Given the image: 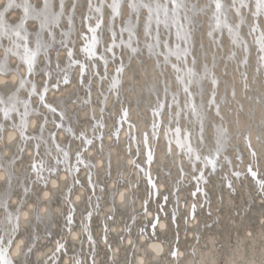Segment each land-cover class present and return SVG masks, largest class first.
<instances>
[{
    "label": "bare ground",
    "instance_id": "bare-ground-1",
    "mask_svg": "<svg viewBox=\"0 0 264 264\" xmlns=\"http://www.w3.org/2000/svg\"><path fill=\"white\" fill-rule=\"evenodd\" d=\"M72 2L66 0L69 12ZM107 2L77 0L74 24L63 19L55 40L39 21H29V49L36 51L38 39L42 45L31 75L23 47H16L23 41H2L0 97L22 102L29 99L31 82L37 85L25 132L32 139H19L16 113L15 125L0 114L5 124L0 132V230L18 226L9 249L14 264H264V52L248 34L253 16L241 10L239 37L223 28L210 36L211 13H194L180 39L175 28L161 25L158 43L149 39L152 46L146 47L134 37L135 51L124 45V51L114 50V58L105 53V68L103 61L85 57L81 36L83 18L93 26L102 18L107 27ZM10 12L5 13L8 20L22 16V10ZM116 24L119 32L120 21ZM100 35L98 55L110 38L107 31ZM61 39L75 53L71 63ZM78 64L86 66L83 77ZM65 78L69 83H63ZM46 79V102L63 110L64 120L39 101ZM17 106L24 110L22 103ZM81 133L93 143L85 144ZM57 145L69 153L67 158ZM77 152L89 167L80 165L70 175L65 165L55 164L56 159L75 164ZM8 157L16 162L8 165L13 182L6 195ZM40 158L57 168L44 173L46 186L31 168ZM21 185L30 191L22 193ZM197 188L201 191L194 196ZM66 196L75 209L70 231ZM58 243L65 246L59 252Z\"/></svg>",
    "mask_w": 264,
    "mask_h": 264
},
{
    "label": "snow or ice",
    "instance_id": "snow-or-ice-1",
    "mask_svg": "<svg viewBox=\"0 0 264 264\" xmlns=\"http://www.w3.org/2000/svg\"><path fill=\"white\" fill-rule=\"evenodd\" d=\"M214 6V8H213ZM55 9L57 10H54ZM77 7V0H73L71 5V12L68 11L66 0H57L56 5L54 6L53 0H37L36 3L30 2V0H4V3L0 4V47L3 46L2 41L4 38H7L12 43H15L13 37L19 38V40L23 41V44H16V47H23L24 49V57L23 62L27 67V73L29 75L34 71V65L36 62L37 52L41 48V43L39 39L36 42V51H31L28 45V35L26 30V25L29 21H39V28L41 30L49 29L48 36L52 37L55 40V31L57 29H62L63 24L61 21L66 19V22L69 26L74 24V12ZM107 15H108V23L107 27H105V21L101 18L94 26L88 22L89 18H83V23L86 26V32L82 34V45L81 51L85 55V57L91 61L94 59H99L103 61L105 68L108 64V58L105 53H112L113 58L115 57V49L120 48L122 51L125 50L124 45H127L131 48L132 51H135V48L132 47V40L135 37L137 43L143 42L146 47H151L152 45L147 41L149 39L154 42H159L161 25L167 29L175 28L178 35L177 39H180L179 33L187 31L189 23L194 19V13L199 12L200 14H208L211 13L209 20H215V26L211 27L209 30V35H213V33L221 28L226 29L229 35L233 32L236 33V36H240L239 28L243 25V17L241 15V10L247 8L249 10V14L253 16L254 23L249 25V35H254L256 44L258 46L259 52H264V28L260 26V20L264 19V0H228L226 4L224 0H204V2L200 5L195 3V0H108L107 2ZM10 10H22V16L20 17H12L11 20H8L5 16V13L10 15ZM89 13L91 12V8L88 9ZM183 13V15H181ZM230 19L233 21L235 19L236 22H229ZM120 21L119 32H117V24L116 21ZM153 24L155 30V36H153ZM142 26L143 32L139 31V28ZM21 29H25L22 34ZM107 31L110 34V38L108 41V46L104 48L103 53L98 55L97 53V45L101 44V35L100 33ZM125 34H127L125 36ZM118 41V42H117ZM71 43V41H69ZM60 45L64 46L66 49L67 59L69 63H71L74 59V51L72 48L68 47L63 39L60 41ZM47 50V46H45ZM81 67V77L84 76L86 71V66L84 64H78ZM123 67V64H120V67L117 69L119 72ZM3 66L0 65V73H3ZM66 72V69H63ZM47 76V74H46ZM115 76V75H114ZM64 84L69 83V79L65 78L63 81ZM114 83H118V81H114ZM23 78L19 80L20 88H23ZM53 87L58 88V85H54ZM48 81L45 80L43 90L39 93V101L43 106L48 110V112L53 115L58 114L60 120L65 119V112L60 110L58 112V108L53 106L50 103L46 102V93L48 92ZM37 94V85L34 81L31 82V89L28 92L29 99H25L22 102L13 103V98L9 96L7 99L0 97V114H2L3 121L10 122L11 125H15L13 121V113H16L19 116L20 120V129H19V139H32V137H26L25 132L27 131V117L29 116L28 105L30 103V98L33 95ZM23 104V111H20L17 104ZM124 119L127 118V112L124 111L122 113ZM47 119V118H45ZM62 125L57 124V127H61ZM5 128L4 123H0V132H2ZM43 130V129H41ZM67 131L72 133V129L68 128ZM80 138L83 139L84 143L87 145H91L93 143L92 139H87L84 133H81ZM59 151L63 153V156L67 158L69 153L64 149L60 148L57 145ZM4 167L7 172L5 181L3 184L5 185V194H8V190L13 182V173L8 169L9 164H14L15 157L4 158ZM148 164H151L150 159H146ZM55 164L57 166L63 164L66 167L67 172L71 175L73 172L80 171V165H84L85 167H89L85 160L82 158V154L80 152L76 153L75 156V164H69L68 160L56 159ZM140 167V166H139ZM32 171L35 174L37 180L44 181L42 186H46V180L44 173L47 172L49 174H54L57 171V168L49 167V164L45 161V159L40 158L38 160H34L31 165ZM74 169V171H73ZM143 171V169H141ZM90 179V178H89ZM79 183V181H76ZM148 183L155 189L156 185L154 181L148 177ZM91 184V180H90ZM228 187L231 188V183L228 184ZM21 191L24 194H27L30 191L29 188L21 185ZM201 189L197 188V192H194L195 196ZM22 199V198H21ZM50 199V198H49ZM167 198H165L166 200ZM65 202L69 204L70 211L68 215L65 217L66 222V230H71L72 226H74V206L71 205V202L68 200L67 196L65 198ZM20 204V200H18V207ZM4 207L7 208L8 205L5 202ZM146 210V208H145ZM49 211V209L47 210ZM193 213L195 212V205L192 206ZM92 213L88 212L85 215V219L90 221ZM158 217L152 224V235L155 236V229L158 223ZM175 219V217L173 218ZM87 232V225L84 226L83 229ZM18 235V226H13L10 230H0V264H14L13 258L9 255V249L11 244L14 241V238ZM89 241L92 242L91 236L89 235ZM26 243V241H25ZM94 243V242H92ZM25 246V244H24ZM63 243H58L57 252L61 249H64ZM24 249V247H23ZM31 251V248L28 250ZM22 255L25 253L22 250ZM172 255L175 257L176 251L174 250ZM76 264H80V261H77Z\"/></svg>",
    "mask_w": 264,
    "mask_h": 264
},
{
    "label": "water",
    "instance_id": "water-1",
    "mask_svg": "<svg viewBox=\"0 0 264 264\" xmlns=\"http://www.w3.org/2000/svg\"><path fill=\"white\" fill-rule=\"evenodd\" d=\"M178 34V33H177ZM180 34V33H179ZM23 54H24V52H23ZM177 140H179L180 141V145H181V142H184L183 140H181L180 138H178ZM165 201V197H164V195H163V198H162V202H164Z\"/></svg>",
    "mask_w": 264,
    "mask_h": 264
}]
</instances>
